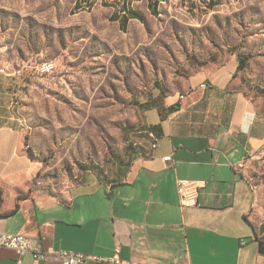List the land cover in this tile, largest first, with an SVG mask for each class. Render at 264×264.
I'll use <instances>...</instances> for the list:
<instances>
[{"label":"crops","instance_id":"0c3cea01","mask_svg":"<svg viewBox=\"0 0 264 264\" xmlns=\"http://www.w3.org/2000/svg\"><path fill=\"white\" fill-rule=\"evenodd\" d=\"M237 66L235 54L201 66L183 94L144 112L146 136L126 161L85 169L65 187L42 177V161L26 147L17 91L0 78V233H22L42 251L110 258L118 248L122 261L136 263L264 264V184L256 177L264 112L234 88ZM179 180L204 184L196 206L180 205ZM16 260L0 248V264ZM20 264L61 263L27 253Z\"/></svg>","mask_w":264,"mask_h":264},{"label":"rangeland","instance_id":"374dc122","mask_svg":"<svg viewBox=\"0 0 264 264\" xmlns=\"http://www.w3.org/2000/svg\"><path fill=\"white\" fill-rule=\"evenodd\" d=\"M104 1L73 13L75 0H0V78L50 184L126 161L146 136L144 112L230 54L248 58L234 88L264 112V0H163L156 13L128 0L142 20L125 32L110 19L122 0ZM256 177L264 184V163Z\"/></svg>","mask_w":264,"mask_h":264},{"label":"built area","instance_id":"2783aa9c","mask_svg":"<svg viewBox=\"0 0 264 264\" xmlns=\"http://www.w3.org/2000/svg\"><path fill=\"white\" fill-rule=\"evenodd\" d=\"M200 88H205V84H201ZM149 137L153 140L152 148H154L156 139L153 134H149ZM164 160L166 162H171L172 156H166ZM176 187L180 205L182 207H192L196 206L198 191L200 188L204 187V184L197 181L179 180L176 182ZM0 248L14 251L17 255L16 264H20L21 258L27 253H32L33 259L36 262L53 258L58 260L61 264H150L144 262L136 263L122 261L119 258L118 248L114 250V255L110 258L92 254L69 252L65 250H54L52 248H47L44 251L33 249L29 238L22 233H0Z\"/></svg>","mask_w":264,"mask_h":264},{"label":"trees","instance_id":"16d2710c","mask_svg":"<svg viewBox=\"0 0 264 264\" xmlns=\"http://www.w3.org/2000/svg\"><path fill=\"white\" fill-rule=\"evenodd\" d=\"M146 1H147V8L149 9V11L150 12L153 11L154 13H156L157 9H158V5L163 0H146ZM96 2H97V0H75L72 11H73V13H76L77 11L81 10L83 7V3L88 6V10H89V9H91L92 6L95 5ZM207 2H208V4H207L208 8L214 7L217 4L216 0H207ZM100 4L106 6V1L100 0ZM121 7H122V10L119 12L113 13L110 16V19H111V21L118 22L119 29L122 32H125L127 25H128V22L130 20H136V21L140 22L142 20V18L140 16V14L133 7L130 6L128 0H122L121 1ZM237 59H238L237 71H239L245 67V63L248 60V58L246 56L237 55ZM140 106L144 107L145 104H141ZM148 109H150V108H148ZM177 109H178V104H175L174 106H171L167 110H160V115L163 117L164 115H166L168 113L175 112ZM150 129H153V128H150ZM28 150L34 156L36 155L35 152H33V150H31L30 148Z\"/></svg>","mask_w":264,"mask_h":264},{"label":"water","instance_id":"95a60500","mask_svg":"<svg viewBox=\"0 0 264 264\" xmlns=\"http://www.w3.org/2000/svg\"><path fill=\"white\" fill-rule=\"evenodd\" d=\"M258 250L261 252H263L264 251V247H263V244L260 242V243H258Z\"/></svg>","mask_w":264,"mask_h":264}]
</instances>
